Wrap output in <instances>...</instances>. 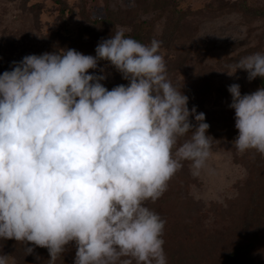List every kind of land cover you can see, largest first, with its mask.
Returning <instances> with one entry per match:
<instances>
[{
    "label": "clouds",
    "instance_id": "clouds-1",
    "mask_svg": "<svg viewBox=\"0 0 264 264\" xmlns=\"http://www.w3.org/2000/svg\"><path fill=\"white\" fill-rule=\"evenodd\" d=\"M159 46L118 28L95 56L32 54L0 75V239L23 243L28 255L47 248L50 264L73 243L74 264H167L166 222L145 203L164 194L182 162L204 166L210 136L205 114L190 111L167 79ZM100 61L129 83L108 90L107 75L89 72ZM237 70L264 79V54L226 73ZM228 91L233 147L264 155V87L242 95L234 83Z\"/></svg>",
    "mask_w": 264,
    "mask_h": 264
},
{
    "label": "rangeland",
    "instance_id": "rangeland-1",
    "mask_svg": "<svg viewBox=\"0 0 264 264\" xmlns=\"http://www.w3.org/2000/svg\"><path fill=\"white\" fill-rule=\"evenodd\" d=\"M234 1L0 0V75L27 55L71 48L95 56L102 39L110 38L118 28L126 35L140 20H147L155 24L149 39L167 41L160 55L172 85L188 92L191 76L201 79H197L192 98L201 110L213 114L219 128L210 141V155L198 171L192 170L189 161L182 162L168 182L170 188L157 201L145 203L166 222L162 238L167 264H256L255 254L264 255L263 239L259 250L246 251L236 261L226 260L245 240L240 228L250 217L251 199L264 197V190L253 194L249 185L248 161L253 150L239 153L233 147L238 130L228 91L234 83L241 86L242 95L261 87L256 79L249 81L244 70L233 76L226 73L234 71L241 58L264 54V17L237 11L240 3L234 9ZM247 1L264 8V0ZM101 19H109V24L105 26ZM178 19L181 24L170 42L163 34H170L165 29L173 28ZM109 66L104 61L98 65L104 73L98 69L89 72L107 75L101 82L112 90L121 74ZM197 104L189 99V110ZM9 241L0 239V256L7 255L8 264H50L47 248L35 247L28 255L23 243ZM71 251L73 256L74 243Z\"/></svg>",
    "mask_w": 264,
    "mask_h": 264
},
{
    "label": "trees",
    "instance_id": "trees-1",
    "mask_svg": "<svg viewBox=\"0 0 264 264\" xmlns=\"http://www.w3.org/2000/svg\"><path fill=\"white\" fill-rule=\"evenodd\" d=\"M240 3L238 5V9L236 8L237 11L242 12L243 14H249V15H253V16H257V17H264V8L258 6V4L256 2H248L247 0H236L234 1L235 6H233V8L235 9V7L237 6V3ZM233 4V3H232ZM262 6V5H261ZM165 10V7H164ZM177 12V10H176ZM102 22V24L104 22H106L104 25L107 26V24H109V19H101L100 20ZM169 22V21H168ZM169 24H171L169 22ZM181 24V19H178L177 21H175L174 23V27L172 28L171 25L169 28H166V31H169L170 34H166L164 33L163 35H167V39L170 40V42L173 39L172 34H176L177 29L179 28ZM155 24L147 21V20H140L135 26L134 28L127 33L125 36H130L134 39H136L137 41L143 43V44H147V42H152L153 40H156L159 42V54H161V51L163 49H165V39L164 38H152L149 39V36L152 34V29L154 28ZM176 36V35H175ZM174 36V38H175ZM167 42V41H166ZM166 50L163 51V54L165 53ZM107 62V61H106ZM99 63H104V61H100ZM108 63V62H107ZM167 65V64H165ZM109 68H111V70L114 71L115 74H120L113 66H109ZM170 71V70H169ZM166 72H168V70H166ZM196 75H192L190 78V90L187 92L182 91V93L184 95H187V97L191 100L194 101V103L197 104L196 99H193L192 96L195 94L196 91L192 92V90H197L198 88V77H195ZM256 80L258 81L260 87H264V79L257 77ZM114 83L116 85H114V87L124 84L127 85L129 82L127 80H124L122 78V75H120L118 81H114ZM109 87H111L110 84H108ZM199 105L197 104V112H203L205 114V122L209 124V129L207 131V135L210 136L209 140L213 141L214 138H216L217 132H216V128L217 125H215L214 121H213V114H209V112L207 110L203 111L201 110L199 107ZM190 120L193 123V125H195L197 122L195 121V117L194 116H190ZM220 128H222L221 126H219ZM219 129V128H217ZM191 133H189L186 137L182 138L181 143L183 142L184 139H188L190 138ZM252 156H250L251 158H249V185L252 186V190H253V194H256V192H260L262 190H264V155H261L260 153H258L257 151L253 150V153L251 154ZM261 187V188H260ZM168 189L170 188L169 186L167 187ZM259 188V189H258ZM182 193L177 192V196H181ZM260 199L255 200L254 198L251 199L250 201V205L251 208L248 210V215H250L249 219H247V221L245 223H243L241 225L240 230L241 231V236L243 238H245L243 244L241 246H236L229 254H227V261H236L237 259H240L243 256V253L246 251H251V250H259L261 245H262V241L264 239V197H259ZM251 210V214L250 213ZM4 240V239H3ZM9 241V240H6ZM10 244V241L8 243V245ZM71 247L72 244H70L69 246L66 247V250L64 253H62L59 258L55 261V264H74V259H75V254L73 253V256L70 254L71 251ZM10 248V247H9ZM255 259L254 261L256 262V264H264V255H260L258 256V254H255Z\"/></svg>",
    "mask_w": 264,
    "mask_h": 264
}]
</instances>
